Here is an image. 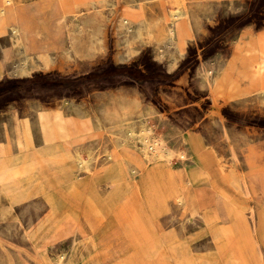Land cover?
Instances as JSON below:
<instances>
[{
    "label": "rangeland",
    "instance_id": "374dc122",
    "mask_svg": "<svg viewBox=\"0 0 264 264\" xmlns=\"http://www.w3.org/2000/svg\"><path fill=\"white\" fill-rule=\"evenodd\" d=\"M15 1L23 24L0 31V88L111 68L175 76L21 85L0 97V149H11L19 130L38 144L45 122L68 118L93 128L67 148L87 171L58 179L50 167L20 170L19 202L11 206L14 194L0 192V264H264V93L229 87L224 99L213 100L203 79L218 68L238 67L244 79L255 72L246 39L264 33V0H160L166 13L185 7L200 27L186 45L190 35L180 36L179 52L166 29L124 16L139 0H109L82 19L62 17L58 0ZM123 117L131 135L107 126ZM156 147L166 168L153 161L134 176L123 168L115 185L90 175L108 153L126 148L144 160L136 162L141 169L143 154L155 158ZM193 163L210 171L194 185ZM243 176L246 188H238ZM179 187L194 205L178 207Z\"/></svg>",
    "mask_w": 264,
    "mask_h": 264
},
{
    "label": "crops",
    "instance_id": "0c3cea01",
    "mask_svg": "<svg viewBox=\"0 0 264 264\" xmlns=\"http://www.w3.org/2000/svg\"><path fill=\"white\" fill-rule=\"evenodd\" d=\"M12 1L13 5L3 7V0H0V8H3V13H0V31L7 26H10L12 30H16L17 27L20 28L23 24V18L20 15L18 16L16 12L17 3L15 0ZM108 1L109 0H58V7L60 8V14L62 17L72 15L75 18L82 19L98 14L101 7ZM163 8V3L160 0H156L154 2H143L142 0H139L137 5L130 4L125 6L123 14L125 17H127L129 22L137 23L138 25L145 26L149 29L159 30L160 28H166L167 20L169 19V15L171 13V11L169 13L164 12ZM173 28L176 30L177 36L175 41L170 43H174L172 47H174V49L178 52V39H182L180 36L190 35V37H186V45L193 40L195 34L200 29L199 25L195 24L192 20L190 21L189 26L183 19L178 21ZM220 34H222V32ZM246 41L249 42H247V44L249 45L250 50L254 52V54L256 52L254 55L256 57L255 64L257 67H255V72H253V75H249L247 79H244L241 76L238 67L231 68L230 70L218 68L215 77L209 76L208 81L204 79L203 75V79L207 82L206 85L208 92L214 100L215 97L216 100L224 99L226 97L225 94L228 90L226 85L225 90L222 93L224 97L222 95V97H219L217 94H214L215 92L212 91L216 84H220V79L223 74L225 77H229L230 83H233L231 90L234 92L236 91L240 94L249 92L258 94L264 93V91L261 90L257 91L258 88L264 86V33L259 35L256 40H252L248 36ZM254 73L256 75H254ZM120 119L128 118L123 117L119 119L108 120L107 126H109L111 131H120L119 129L115 128V126L119 125L118 123ZM104 128L102 129L104 130ZM92 130L93 128L91 124L84 123L82 121L71 120L68 118L60 119L58 122H45L39 126L40 138L38 144H35L33 141H31L30 137L25 131L19 130V139L17 138L18 141L12 145L11 149H0V192L11 194L22 192L20 189L21 183L19 181V178L21 177V174L19 173L20 170L31 171L35 169H42L43 167H50L53 169V175L55 178L61 179L78 177V173L81 172V170L78 168L77 163L78 158L81 157L78 153H75L73 156H71V154H69L67 151V148L76 140L88 138ZM200 146L202 147L201 143L193 141V148ZM112 152H115V160L120 162L122 166L128 164L131 169H135L137 171L141 170L137 166L136 162L139 159L144 163V160L137 155L131 154L132 152L129 148ZM9 154H13V156H8ZM129 163H131V165H129ZM246 163L247 167H251L248 162ZM104 164L105 159L100 163V167L96 172L103 171L102 168ZM194 166L195 168L192 170L194 174H199L204 178L208 177V174L210 173L209 170L204 168L202 169L197 165ZM105 171H110L113 173L117 171V169L114 165H111V167H108V170ZM151 173H155V170H151L149 174ZM244 177L245 176H243L242 179L243 184L239 185L238 188H246V181ZM176 193L179 197L180 194H185L186 192L177 190ZM183 200V203L178 205V207H188V205H194V198L192 197L185 196L183 197Z\"/></svg>",
    "mask_w": 264,
    "mask_h": 264
},
{
    "label": "bare ground",
    "instance_id": "6f19581e",
    "mask_svg": "<svg viewBox=\"0 0 264 264\" xmlns=\"http://www.w3.org/2000/svg\"><path fill=\"white\" fill-rule=\"evenodd\" d=\"M180 1H182V0H180ZM2 4H3V7H7V6H11V5H13V1L12 0H3V2H2ZM0 13H3V8H0ZM185 20L186 21V23L190 26V21H191V18L189 17V14H188V11H187V9L185 8V7H182L180 10H173V11H171V13H170V15H169V19L167 20V26H166V36H167V39H168V41L169 42H174L175 41V38H176V36H177V34H176V30L173 28L174 27V25L178 22V21H180V20ZM13 31H15V29H13ZM262 40V39H261ZM248 42V41H247ZM118 43V42H117ZM249 43V42H248ZM253 43H255V42H253ZM252 43V44H253ZM252 46V45H251ZM262 49V48H261ZM254 53V52H253ZM255 54H256V52H255ZM254 54V55H255ZM240 57V56H239ZM256 67V66H255ZM257 68V67H256ZM255 68V69H256ZM263 69H264V64H263ZM251 75V74H250ZM252 75H253V73H252ZM254 75H256L255 73H254ZM263 76V75H262ZM208 77H209V75L208 74H204V79L206 80V81H208ZM254 77V76H253ZM252 77V78H253ZM256 78V77H255ZM251 81V80H250ZM254 82V81H253ZM182 83V82H181ZM207 83V82H206ZM252 83V82H251ZM256 83H257V81H256ZM255 83V84H256ZM225 85L227 86V89H229V87H230V89L233 87V83H230V81H229V77L227 76V77H225V75L223 74L222 76H221V79H220V84H216L214 87H213V90L212 91H214V90H217L216 92H218V93H220L219 92V90L220 91H222V90H224L225 89ZM259 87V86H258ZM245 88V87H244ZM254 89V88H253ZM259 90H261V91H264V88H262V87H260V88H258L257 89V91H259ZM223 92V91H222ZM236 92V91H235ZM222 95V93H220V95H218L219 97ZM223 96V95H222ZM221 96V97H222ZM224 97V96H223ZM214 100V99H213ZM215 100H216V97H215ZM119 125L118 126H115V128L116 129H119L120 131H122V130H125L128 134H132V130H131V128H130V120H128V119H120V121H119V123H118ZM91 130V129H90ZM88 132V131H87ZM86 132V133H87ZM158 148L159 147H156V148H154V151L153 152H155V158H154V156L153 157H151V155H150V153L149 154H147V153H144L143 154V156H144V158H145V160H147V163H146V165L145 166H142L141 165V171H137V170H135V169H131L129 166H128V164L127 165H125V166H122L121 165V163L120 162H117L116 160H115V152H111V153H108L106 156H105V164H104V166H103V171H101V172H94V173H90V175L91 176H94V177H97L98 179H100L101 181L102 180H105L106 181V184H113V185H115L116 184V182H119L120 180H119V177H121V171H123V168H124V170L126 171V172H130V175L131 176H134V175H144V174H146V172L145 171H143V170H145V167H148L149 165H152L153 164V161H159L161 164H163V162H162V160H161V154H159V150H158ZM126 149H128V148H126ZM150 150H152V149H150ZM161 155V156H160ZM168 155V154H167ZM180 156H183V155H180ZM169 160V159H168ZM184 160V159H183ZM165 161V160H164ZM77 165H78V168L81 170V171H87V169H88V167H87V165H86V163L83 161V159L82 158H78V163H77ZM111 165H114L115 167H116V169H117V171H115V172H110V171H105V170H108V167H111ZM164 166H165V168L167 167L166 166V164H163ZM148 169V168H147ZM101 176V177H100ZM189 177H191L192 179L190 180V182H191V184L192 185H194L195 183H196V181L197 180H199V179H202L203 177L201 176V175H199V174H194L193 172H191L189 175H188ZM172 178H173V176H171ZM146 179H147V177H146ZM133 180V179H132ZM74 182H75V184L76 183H78L79 181L78 180H76V179H74ZM137 188H138V185L137 186H135L134 187V193H136V190H137ZM75 189V188H74ZM179 191H182V192H184L183 190H182V187H179V189H178ZM185 196H187V197H190L189 196V194H188V192L186 191V193L185 194H180L179 195V197H178V204L179 203H183V197H185ZM21 199V193H16V194H14V196H13V198L11 199V203H10V205L12 206L13 204H15V203H18L19 202V200ZM12 208V207H11ZM132 210L131 209H129V208H126L125 206H123V208H122V213L124 214H126L125 215V217L127 218V217H131L132 219H134L135 217H134V215H133V213L131 212ZM138 217H139V215H138ZM102 219V218H101ZM103 221V220H102ZM15 224V223H14ZM76 239H74L73 241H75ZM172 244V243H171ZM175 244V243H174ZM170 245V244H169ZM160 246H161V242L159 241V240H157V241H155V248L156 249H158V248H160ZM155 252V251H154ZM178 258H180L179 256H178Z\"/></svg>",
    "mask_w": 264,
    "mask_h": 264
},
{
    "label": "trees",
    "instance_id": "16d2710c",
    "mask_svg": "<svg viewBox=\"0 0 264 264\" xmlns=\"http://www.w3.org/2000/svg\"><path fill=\"white\" fill-rule=\"evenodd\" d=\"M116 75H126L130 77L131 79H134L138 83H142L145 80H163V81H169L172 80L175 75L172 76H166L162 74H155V75H144L140 73L139 71L133 69V68H111L108 70H105L101 73H90L85 76H80L74 79L70 80H52L49 78H43V77H32L26 80L16 81L9 83L6 87L0 88V97L7 93L9 90H12L14 87L18 86H29L32 84H40L44 86H52V87H62L65 84H73L80 81H92V80H99L111 76Z\"/></svg>",
    "mask_w": 264,
    "mask_h": 264
}]
</instances>
